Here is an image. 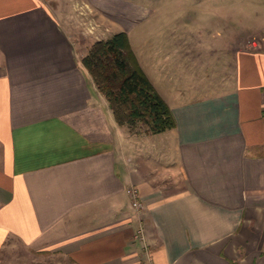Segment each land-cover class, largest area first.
<instances>
[{
	"label": "crops",
	"instance_id": "0c3cea01",
	"mask_svg": "<svg viewBox=\"0 0 264 264\" xmlns=\"http://www.w3.org/2000/svg\"><path fill=\"white\" fill-rule=\"evenodd\" d=\"M49 1L0 0V264L13 241L38 264H264V27L241 47L226 25L213 52L156 40L153 77L139 60L177 125L133 132L83 63L96 39Z\"/></svg>",
	"mask_w": 264,
	"mask_h": 264
},
{
	"label": "rangeland",
	"instance_id": "374dc122",
	"mask_svg": "<svg viewBox=\"0 0 264 264\" xmlns=\"http://www.w3.org/2000/svg\"><path fill=\"white\" fill-rule=\"evenodd\" d=\"M52 1L66 6L69 16L72 13L73 33L83 43L89 35L100 40L127 31L138 58L143 60L151 77H153L151 52L156 40L170 35L186 38L190 36L193 49L197 47L201 52L204 50L213 52L215 44L212 39L216 32H221L226 25H228L226 31L235 30L240 26L241 47L254 44V40L249 39L248 33L243 29L264 27V0H201L198 3L197 0H50L49 3ZM95 3L105 5L113 3L116 9L102 14L94 7ZM135 4L143 5L145 9L138 10ZM199 4L211 8L200 12L202 26L184 27L182 22L186 10L183 9ZM150 8L155 11L149 10ZM173 21L180 23L177 27L168 26ZM206 58L209 74L214 76L217 71L215 65L217 59L214 54H208ZM13 243L1 252L3 263L26 264L28 261L30 263L29 259L31 257L33 260L35 253L27 251L22 245L12 246ZM35 255L34 263L37 260L36 264H38V254Z\"/></svg>",
	"mask_w": 264,
	"mask_h": 264
},
{
	"label": "trees",
	"instance_id": "16d2710c",
	"mask_svg": "<svg viewBox=\"0 0 264 264\" xmlns=\"http://www.w3.org/2000/svg\"><path fill=\"white\" fill-rule=\"evenodd\" d=\"M83 63L118 124L153 134L176 127L172 108L144 70L127 31L96 40Z\"/></svg>",
	"mask_w": 264,
	"mask_h": 264
},
{
	"label": "built area",
	"instance_id": "2783aa9c",
	"mask_svg": "<svg viewBox=\"0 0 264 264\" xmlns=\"http://www.w3.org/2000/svg\"><path fill=\"white\" fill-rule=\"evenodd\" d=\"M90 31H92V30H90ZM128 192L133 197L134 206L138 210H141L143 208V203L140 200L139 190L137 188H131L128 190Z\"/></svg>",
	"mask_w": 264,
	"mask_h": 264
}]
</instances>
